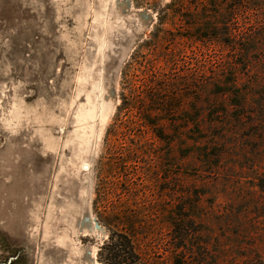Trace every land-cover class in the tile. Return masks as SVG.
Wrapping results in <instances>:
<instances>
[{"label":"rangeland","instance_id":"obj_1","mask_svg":"<svg viewBox=\"0 0 264 264\" xmlns=\"http://www.w3.org/2000/svg\"><path fill=\"white\" fill-rule=\"evenodd\" d=\"M170 2L0 0V264H107L109 202L147 222L144 263L264 261V11L242 14L257 49L237 60L178 19L160 27ZM129 63L185 98L119 198L107 137ZM233 79L242 106L214 93Z\"/></svg>","mask_w":264,"mask_h":264},{"label":"trees","instance_id":"obj_2","mask_svg":"<svg viewBox=\"0 0 264 264\" xmlns=\"http://www.w3.org/2000/svg\"><path fill=\"white\" fill-rule=\"evenodd\" d=\"M260 11H264V0H171L158 14L160 27L167 22L174 24V19H178L183 24L182 27L191 32L192 37L209 41L210 44L219 45L233 52L236 54L237 60H239L238 58L249 60L251 52L257 49V41L244 36L247 33L245 30H249V28L240 27L238 24L243 13ZM165 31L171 32L166 29ZM140 65L142 64L140 63ZM125 70L123 73L124 87L121 94L122 103L119 106L116 122L109 128L107 137L111 151L109 153L111 167L108 168V172L110 175L115 173L118 178L113 193H118L119 198L122 193L131 192L134 188L133 185L138 183L137 179L143 175L140 172V163L143 162L142 158L147 155L143 151L147 142H144L143 139L147 140V135L152 132L158 140H171L172 134L167 133L163 121L165 119L171 120V117L168 116H172L176 112L172 110L181 107V98H185V93L181 94V97L180 93L165 96V91L160 85V80L163 78H161L162 74H159L161 72H158V68L152 69V76L156 79H152L147 85L138 82L136 79L134 63H129ZM217 88L220 89L215 90L214 93L228 96L230 105L242 106L239 100L241 90L238 88L236 80L224 81L223 85ZM184 114H187V119L190 120V113ZM132 134L133 137H131ZM190 139L194 140L193 143L199 142L192 137ZM121 141H125V144L129 143L130 146L125 148ZM123 184L129 188H123ZM259 186L264 192V180H261ZM107 204V214L109 215L104 224L111 231V234L110 240L101 249V252L109 251L106 256V263L147 264L141 258L146 249H142L140 246L148 233L147 222L140 219L138 214H133L132 205L120 209L122 213L119 212V215L121 217L115 219L111 207L113 203ZM171 227L173 229L170 237L173 240L180 237L186 240L185 235L181 234L180 227L174 223ZM179 248L181 245H173L174 254ZM174 263L184 264L183 260L176 255ZM256 264H264V261Z\"/></svg>","mask_w":264,"mask_h":264}]
</instances>
